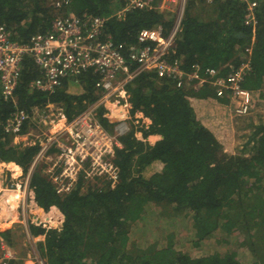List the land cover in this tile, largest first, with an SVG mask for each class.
<instances>
[{
    "label": "trees",
    "instance_id": "16d2710c",
    "mask_svg": "<svg viewBox=\"0 0 264 264\" xmlns=\"http://www.w3.org/2000/svg\"><path fill=\"white\" fill-rule=\"evenodd\" d=\"M206 1L188 0L171 59L187 71L198 64L223 76L249 59L251 70L242 87L256 103L264 100V0L256 9L255 29L244 24L246 7L240 0ZM125 5L126 0H0V25L13 40L27 43L46 33L57 17H108ZM174 22L173 13L153 7L112 18L106 32L124 50L137 43L143 29L163 26L168 33ZM39 76L28 56L15 98L6 100L0 87V161L15 163L25 173L40 145L13 144L16 135L5 129L18 110L34 117L36 110L44 115L54 106L70 121L100 97L93 71L65 80L54 93L30 88ZM71 83L81 93H72ZM199 90L176 88L154 72L128 85L131 130L115 151L119 180L114 186L99 177L87 185L82 174L62 196L46 166L36 167L31 180L35 201L46 212L58 208L65 217L61 229L31 226L48 264H264V124L254 131L253 151L234 154L229 134L220 140L191 103L192 97L214 98V89L205 85ZM103 113L105 108L102 124L113 131L115 124ZM26 129L25 124L21 134ZM150 136L163 138L151 144ZM10 233L0 234V252L3 242L13 249Z\"/></svg>",
    "mask_w": 264,
    "mask_h": 264
},
{
    "label": "built area",
    "instance_id": "2783aa9c",
    "mask_svg": "<svg viewBox=\"0 0 264 264\" xmlns=\"http://www.w3.org/2000/svg\"><path fill=\"white\" fill-rule=\"evenodd\" d=\"M212 1L207 0L209 3ZM240 1L246 7L244 24L255 29L256 9L263 0ZM187 5L188 0H126L124 8L108 17H57L46 33L34 35L27 43L13 40L12 32L5 25H0V87L6 100L15 98L23 64L28 56L34 59L42 74L32 82L33 89L54 93L65 80H76L89 71L99 76L95 84L100 92L99 99L74 119L69 121L62 113L57 117L51 112L39 116L43 128H38L47 130V134L44 133L46 139L41 142L40 151L28 172L22 175V182L12 180L10 185L12 190L20 192L17 213L28 239H33L30 226L38 225L32 213L31 180L39 165L55 159L46 173L57 193L62 196L74 189L82 174L88 181L99 177L116 185L119 168L114 163L115 151L122 147L120 138L131 130L129 120L132 117H123L116 123L107 113H103L104 118L115 124L113 131H110L101 122V109H107L113 103L117 106H121L122 101L126 103L128 85L142 73L154 72L158 78L172 81L176 88L199 90L205 85L211 86L218 98L230 101V109L236 118L249 116L253 112L256 106L253 94L242 87L251 70L249 59L226 76L216 68H202L198 64L187 71L180 67L178 61L171 59L176 51ZM54 6L60 7L61 3ZM153 7L173 13L176 17L173 28L168 33L163 26L143 29L135 45L124 50L119 48L106 32L109 21L112 18L123 19L131 11ZM247 51L250 52V49ZM35 117L18 110L13 120L7 122L5 130L18 136L25 124L30 121L38 124ZM29 136L32 139L39 137L34 133ZM34 139L33 142L37 141ZM2 250L0 264L19 259L17 252L5 242ZM31 259L33 264H48L40 251H33Z\"/></svg>",
    "mask_w": 264,
    "mask_h": 264
},
{
    "label": "crops",
    "instance_id": "0c3cea01",
    "mask_svg": "<svg viewBox=\"0 0 264 264\" xmlns=\"http://www.w3.org/2000/svg\"><path fill=\"white\" fill-rule=\"evenodd\" d=\"M206 4H211L209 2L206 1ZM174 16V15H173ZM174 20H176V17H174ZM181 30H182V25H181ZM38 67V66H37ZM39 70V68H38ZM40 76L42 75L40 70H39ZM39 76V77H40ZM72 83L70 85V89L72 88ZM30 88H32V82L30 84ZM37 90V89H36ZM201 90V89H200ZM199 90V91H200ZM41 91V90H40ZM214 91V90H213ZM44 92V91H42ZM48 93V92H46ZM215 96V95H214ZM191 103L193 104L194 108L196 109L197 113L199 114L200 119L203 121V123L210 129L212 130L217 137L222 140L221 138H225V134L227 133L229 134L230 139V143H231V149L234 151L237 150L238 147L241 148V146H238V143L240 142V140L238 142H236L234 139L236 137L235 134H239L240 136L243 135L242 133L249 127H253V123L251 121H254V117L251 120L250 118H247V120H249L250 122L247 124L243 123L244 121L242 119H244L245 117H241V118H236L234 117V115L232 114V111L230 109V101L227 98H218L217 96H215L214 98H206V99H201L200 97H192L191 98ZM116 104V103H115ZM117 106V104H116ZM131 107L130 104L128 103V101H126V103L124 102L122 106H117L116 108H122V107ZM54 106H51L49 109L51 110V108ZM50 113V112H49ZM36 117L34 119H36L38 121V127L39 128H43V125L40 123V115L42 114V111L36 110L35 111ZM109 115V114H108ZM139 115V114H138ZM142 115V114H141ZM35 116V115H34ZM117 116V115H116ZM39 117V118H38ZM118 117V116H117ZM127 118V116H123L121 115L120 118L118 117V119L116 121L121 120L122 118ZM143 117V115L141 116V118ZM140 118V117H139ZM149 123L151 122L150 120H147ZM35 123L34 121H30L29 123L26 124V126L28 127V129H26L25 133H22L21 135L18 136H13V144L14 145H22L23 147L25 146H32L35 145L36 143H39V145L41 144L42 141H45L46 139V133H36L35 130H33L31 128V126H33L34 124H30V123ZM257 124V123H256ZM42 131H45L42 129ZM30 133H34L36 135H38L39 137L35 142H31L29 141V139H31V137L29 136ZM156 137L158 138V141L161 139L160 136H151V138ZM43 138V140L41 139ZM139 139H142V135L140 134V137L138 135ZM18 140V142H20L19 144H16L18 142H16ZM148 141L151 144H155L156 142H151L149 139ZM249 142H251V140H249ZM252 146L250 145L248 152H251ZM15 164V163H14ZM19 166V165H18ZM20 167V166H19ZM22 168H21V172H22ZM2 172V168L0 170ZM24 172V170H23ZM22 172V173H23ZM13 175V172L12 174ZM2 185H0V189H1ZM9 190H5L2 192V194L0 195L1 200L4 198V196H6V192H8ZM11 192V191H10ZM18 192V191H17ZM19 195V192H18ZM0 200V201H1ZM54 209H57L56 207H54ZM59 214L60 211L58 210ZM12 216H6L3 217V219H1L0 222V227L5 228L2 229L0 228V234L6 231H10V235L12 236H16V234H18L20 232V226L19 224L16 223L17 220V216L15 217L16 212L14 210H12L11 212ZM3 214H1V209H0V217H2ZM61 216V214H60ZM13 217H15V219H13ZM59 221H61V218L59 217ZM16 223V224H15ZM37 241L34 240L32 241V243H30L29 245L32 246V251L35 250ZM13 248V246H12ZM14 249V248H13ZM22 255H18V258L21 260V262H19L18 264H33V261L31 259V255L32 253L29 251H25V252H20ZM18 254V253H17Z\"/></svg>",
    "mask_w": 264,
    "mask_h": 264
},
{
    "label": "rangeland",
    "instance_id": "374dc122",
    "mask_svg": "<svg viewBox=\"0 0 264 264\" xmlns=\"http://www.w3.org/2000/svg\"><path fill=\"white\" fill-rule=\"evenodd\" d=\"M70 91L72 93L79 94V93H81L82 90H81L80 87L72 85V88L70 89ZM116 107L117 106L114 105V106H112V108H110V107L108 108L109 117H110V119H113L112 121L116 122V120L118 119V117L116 115H120V116L121 115H123V116L126 115L127 118L131 117V114H130V109L131 108L129 106L128 107H122V108H116ZM50 112L53 113L54 115H56L57 117H60V113H62L61 109L57 108V107H52ZM62 115L64 116V113ZM141 116L142 115L139 114L137 117L141 118ZM253 117L255 119L254 121H251L253 123V127L247 128L242 133L243 135H241V136L239 134L238 135L235 134L236 137H235L234 140L236 142H238L240 140V142L238 143V146H241V148L240 147L237 148V150L235 151V154L244 153L245 155H248L249 153H251L253 151V149H251V152H247V151L244 152L243 149H247L248 150L250 145L252 147L254 146V141H252V137L255 134L254 131L256 130L257 126L264 124V100L263 99H261L260 102L257 101L253 112L249 116H247L244 119H242L244 121L243 123H245V124L247 123L248 124L250 121L247 120V118H250L252 120ZM144 121H146V123L149 124V122L147 120H144ZM33 124L34 125L31 126V128L33 130H35V132H37V133H46L47 134V130L46 129H45L46 131H42L41 129L38 128L39 125L36 122L33 123ZM138 135L140 137V134H138ZM41 139L43 140V138H41ZM149 140L151 142H153V141L156 142V141H158V138H156V137L151 138V136H150ZM249 140H251V142H249ZM29 141L32 142L33 139L31 138V139H29ZM16 142H18V140ZM248 142H249V145H248ZM19 143L20 142H18L16 144H19ZM54 160L52 162L44 164L46 166L45 167V169H46L45 171L48 170L49 165L54 163ZM2 163H3V165L1 166L2 172L0 171V185H2V187L0 189V195L5 190H12L10 185L13 183V181H15V183H21L22 180H23L22 175L24 174L23 170H22V172H23L22 173L21 172V167H19L18 165H17L18 167H16V166H12L13 164L7 165L4 162H2ZM1 168H0V170H1ZM12 172H13V175H11ZM92 179H94V178H92ZM96 182H97L96 180H90V181H87V185L96 184ZM14 191H17V190H12L11 192H14ZM7 193H10V191L6 192V196H7ZM6 196H4V198ZM34 196H35V194L33 193V197ZM1 197H0V200H1ZM17 197H19V195ZM32 210H33L34 216L38 215V217H40L41 225L43 227H45L46 229H48V228L49 229H61V227L63 226V223L65 221V217H64V215L61 213V211L59 209L58 210L60 211L61 216H60L58 210L54 209V208H52L49 212H46L44 209L42 210V209H34V208H32ZM15 212H16L15 216H17V207L15 209ZM59 217L61 218V221H59ZM13 219H15V217H13ZM16 223H17V220H16ZM2 227H5V226H2ZM2 227H0V228H2ZM2 229H5V228H2ZM11 241L13 242L12 246H13L14 250L18 253V255H20V256L22 255L20 252H25V251L32 252V246L29 245V243H28V241H27V239L25 237V234L22 232V230H20V232L18 234H16V236H12V240ZM35 245H36L37 248H39V244H35Z\"/></svg>",
    "mask_w": 264,
    "mask_h": 264
},
{
    "label": "bare ground",
    "instance_id": "6f19581e",
    "mask_svg": "<svg viewBox=\"0 0 264 264\" xmlns=\"http://www.w3.org/2000/svg\"><path fill=\"white\" fill-rule=\"evenodd\" d=\"M114 105H116V104L115 103L110 104V105H108V107L112 108V106H114ZM117 116L120 117V115H117ZM2 165H3V163L0 162V168ZM12 166L18 167L16 164H13ZM9 191H12V190H9ZM17 191L19 192V190H17ZM17 191L7 193V196L5 198H3V200L0 201L1 214H3L2 217H0V222H1V219H3V217L10 216V215L12 216V214H11L12 210L15 211V209L18 205L17 203L20 199V192H19V197H17L18 196ZM34 206L35 205L32 204V208H34Z\"/></svg>",
    "mask_w": 264,
    "mask_h": 264
},
{
    "label": "clouds",
    "instance_id": "9594fccd",
    "mask_svg": "<svg viewBox=\"0 0 264 264\" xmlns=\"http://www.w3.org/2000/svg\"><path fill=\"white\" fill-rule=\"evenodd\" d=\"M125 102V101H124ZM123 101H122V103H124ZM107 114H109V111H108V108H107ZM65 117V116H64ZM131 121V120H130ZM24 174H25V172H24ZM97 180V179H96ZM97 183V182H96ZM33 191V190H32ZM33 193H34V191H33ZM35 194V193H34ZM36 203V204H35ZM32 204H34L35 206H37L38 208H40V209H42L41 207H39L38 206V204H37V202L35 201V196L33 197V194H32ZM54 208V207H53ZM52 209V208H51ZM43 210V209H42ZM32 213H33V211H32ZM36 218H37V223H38V225H31V226H42L41 225V220H40V217H38V215H36ZM40 222V223H39ZM17 224H19V226H20V229L22 230V232L25 234V237H26V233L24 232V230H23V228H22V226L20 225V223H19V217H18V213H17ZM31 226H30V232H31ZM45 228V227H44ZM49 229V228H48ZM31 235H32V233H31ZM32 238L33 239H28L27 237H26V239H27V241H28V243L30 244V243H32V241H34V240H36V238L32 235ZM4 241V240H3ZM34 251H39L38 250V248L36 247L35 248V250ZM31 253H33V251L31 252ZM17 254V253H16ZM18 255V254H17Z\"/></svg>",
    "mask_w": 264,
    "mask_h": 264
},
{
    "label": "flooded vegetation",
    "instance_id": "af4514ba",
    "mask_svg": "<svg viewBox=\"0 0 264 264\" xmlns=\"http://www.w3.org/2000/svg\"><path fill=\"white\" fill-rule=\"evenodd\" d=\"M122 105H123V103H122ZM122 105H121V106H122ZM106 110H107V109H106Z\"/></svg>",
    "mask_w": 264,
    "mask_h": 264
},
{
    "label": "water",
    "instance_id": "95a60500",
    "mask_svg": "<svg viewBox=\"0 0 264 264\" xmlns=\"http://www.w3.org/2000/svg\"><path fill=\"white\" fill-rule=\"evenodd\" d=\"M163 137H161V139H162Z\"/></svg>",
    "mask_w": 264,
    "mask_h": 264
}]
</instances>
